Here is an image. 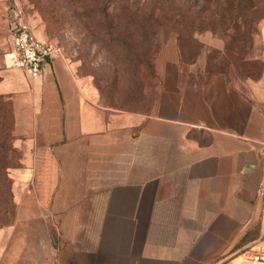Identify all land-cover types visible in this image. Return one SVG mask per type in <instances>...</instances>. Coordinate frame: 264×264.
<instances>
[{
	"label": "crops",
	"instance_id": "0c3cea01",
	"mask_svg": "<svg viewBox=\"0 0 264 264\" xmlns=\"http://www.w3.org/2000/svg\"><path fill=\"white\" fill-rule=\"evenodd\" d=\"M261 59L233 78L158 45L142 111L103 105L60 58L3 69L22 165L0 264H264L244 254L264 246Z\"/></svg>",
	"mask_w": 264,
	"mask_h": 264
},
{
	"label": "rangeland",
	"instance_id": "374dc122",
	"mask_svg": "<svg viewBox=\"0 0 264 264\" xmlns=\"http://www.w3.org/2000/svg\"><path fill=\"white\" fill-rule=\"evenodd\" d=\"M182 1L166 0V14L170 15L171 7ZM227 1L188 0L186 9L190 15L202 5H206V11L188 29L196 42L187 38L179 45L182 60L189 62L201 55L206 58L208 72L233 78L256 76L263 67L264 0ZM14 2L21 6L36 35L59 48L54 59L66 61L76 79L100 103L142 111L152 102L150 91L156 88L154 51L158 45H178V42L166 18L154 24L149 33L140 28L139 16L149 10L151 0H0V80L4 73L1 61L6 39L5 14ZM126 8L136 10L131 24L125 15ZM240 15L246 17L242 45L233 38L229 20ZM236 23L241 26L240 20ZM123 36L129 37L132 45H122ZM210 41L219 46L205 48L215 45L209 44ZM1 95L10 104L12 121L3 123L4 133L0 129V137L8 136L0 148V231L9 228L16 219L13 170L22 165V151L15 145L12 100ZM2 121L5 118L0 111V128ZM49 230L52 244L59 246L58 227L51 226Z\"/></svg>",
	"mask_w": 264,
	"mask_h": 264
},
{
	"label": "built area",
	"instance_id": "2783aa9c",
	"mask_svg": "<svg viewBox=\"0 0 264 264\" xmlns=\"http://www.w3.org/2000/svg\"><path fill=\"white\" fill-rule=\"evenodd\" d=\"M5 48L2 50L3 69L27 71L31 77L39 76L44 66L58 54L59 48L48 40L39 39L34 28L26 21L21 6L14 2L5 14ZM264 135V119L262 122ZM258 193L264 200V180ZM244 254L253 261H264V246H249Z\"/></svg>",
	"mask_w": 264,
	"mask_h": 264
},
{
	"label": "trees",
	"instance_id": "16d2710c",
	"mask_svg": "<svg viewBox=\"0 0 264 264\" xmlns=\"http://www.w3.org/2000/svg\"><path fill=\"white\" fill-rule=\"evenodd\" d=\"M165 1L166 0H151V6L149 7V10L139 16L140 28L144 30L145 33H149V31L154 26V24L162 23L163 19L165 18L170 20V26H171L170 31H172L176 35V39L178 42V50L180 52L181 49L179 45L183 43L184 39L189 38L192 42H196V40L192 37V35L190 36V32L188 31V29H190V26H192L194 22L193 20L202 19V17L204 16L202 13L206 11V5L205 7L204 5L199 6L198 10H196L194 13H191L190 15V13H187L188 9H186L189 6L187 3L188 0H184L171 7V9L168 11L170 15H167L165 12ZM227 2H230V0H228ZM125 15L129 19L128 24H131L133 23L132 19L134 15H136V10L132 8H126ZM237 17H239V19ZM229 20H230V28H232V30L234 31L233 38L236 39L238 44L242 45V34L244 33L246 28L245 25L246 17L240 15L236 17H229ZM236 20L241 21V26L240 24L236 23ZM120 42L122 43V45H132L131 40L127 36L120 37ZM0 111L3 112V117L5 118V121H2L0 128L1 131L4 133L6 127L5 125L3 126V123L8 122L9 120L12 121V115H11L9 102L4 101L3 96L1 94H0ZM7 138L8 136L6 134H4L3 137H0V148L3 145V140H6Z\"/></svg>",
	"mask_w": 264,
	"mask_h": 264
}]
</instances>
